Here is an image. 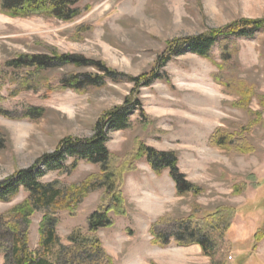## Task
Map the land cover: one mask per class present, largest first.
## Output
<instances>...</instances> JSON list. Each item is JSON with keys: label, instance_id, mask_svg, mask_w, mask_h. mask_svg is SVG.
I'll return each mask as SVG.
<instances>
[{"label": "rangeland", "instance_id": "1", "mask_svg": "<svg viewBox=\"0 0 264 264\" xmlns=\"http://www.w3.org/2000/svg\"><path fill=\"white\" fill-rule=\"evenodd\" d=\"M81 7L89 9L72 23L0 15V67L18 54L47 55L54 49L59 54L101 61L118 73L136 77L155 68L158 56L172 40L194 37L241 20H264V0H84ZM80 26L91 30L79 34ZM233 40L229 45L231 64L238 79L255 92L249 110L261 113V122L248 137L255 152L239 155L210 146L209 137L217 128L233 133L247 126L254 116L233 107L236 97L213 82L211 75L216 69L209 62L187 51L176 55L162 69L174 89L158 81L142 87L139 99L149 123L142 122L134 112L129 129L108 133L107 149L127 155L139 139L157 151L174 152L180 173L202 193L197 197L177 196L167 170L157 176L147 163L136 162L122 189L126 215L114 217L111 228L98 231L104 250L115 264H211L196 245L153 246L151 226L165 216L185 218L194 206L198 212H210L223 207L247 208L249 203L256 211L231 217L232 231L224 241L220 233L207 234L218 252L216 261L225 256L226 264H236L241 257L252 255L246 264H264V237L255 249L252 243L253 234L264 221V188L254 187L257 180L264 179V30L253 38ZM213 56L219 63L218 48L213 49ZM61 72L40 78L37 91L16 95L14 84L0 77V109L8 116L20 117L29 107L45 110L43 117L34 121L0 115V128L8 137L6 148L0 152V181L31 167L42 155H52L66 137L90 138L101 114L120 106L131 94L130 84L107 83L105 88L87 94L64 90L56 81ZM72 162L67 159L65 165ZM39 169L43 183H76L97 172L84 161H79L73 171ZM237 184L245 185L239 195L233 193ZM25 197L20 192L11 203L0 202V213ZM98 198L97 193L90 195L72 217L60 213L56 232L64 245L73 229L85 227V219L96 209ZM40 219L36 214L30 220L32 249L38 243ZM3 260L0 255V264Z\"/></svg>", "mask_w": 264, "mask_h": 264}, {"label": "trees", "instance_id": "2", "mask_svg": "<svg viewBox=\"0 0 264 264\" xmlns=\"http://www.w3.org/2000/svg\"><path fill=\"white\" fill-rule=\"evenodd\" d=\"M83 1L0 0V15L12 19L39 17L72 23L88 11V7H81ZM89 30L91 29L88 26H80L77 33H86ZM260 30H264V20H241L194 37L172 40L158 56L155 68L136 77L118 73L101 61L90 60L80 55L59 54L54 49H50L47 55L18 54L6 61L0 67V77L14 84L13 95L37 91L38 80L57 71H62L56 78L57 85L61 89L79 94L103 89L107 83L130 84L132 89L131 94L120 106L101 114L90 138L66 137L58 143L52 155L44 154L31 167L17 170L0 181L1 203H11L20 192L26 195L21 203L0 213V255L4 258L3 264H115L104 250L98 231L111 228L114 217L126 215L122 189L125 177L135 170L136 162L147 163L157 176L167 170L175 184L177 196L191 194L197 197L202 193L201 188L186 181V177L180 173L174 152L157 151L139 139L134 141L127 155L120 156L107 149L108 133L129 129L134 112H138L142 122L149 123L142 110L139 91L156 81L165 84L171 90L174 89L162 69L182 52L194 54L215 67L216 73L211 75L213 82L223 87L226 94L236 97V101L233 102L234 108L254 116V120L247 126L233 133L224 128H217L209 137L210 146L239 155L254 153L255 149L248 137L252 128L261 122V113L249 110L256 95L251 86L238 79L231 64L232 53L229 51V45L236 38H253ZM214 48L219 49V63L214 59ZM44 112L42 108L29 107L20 117H12L0 109V115L4 117L30 121L41 119ZM7 142V134L0 128V152L6 148ZM67 159L73 160L69 166L65 165ZM79 161L93 165L97 172L76 183L59 180L41 182L43 172L40 167L50 172L73 171ZM249 179L254 180V177ZM254 187L264 188V179L257 180ZM244 190V184L233 187L235 195L241 194ZM95 193L99 195L96 209L86 217L84 228H75L70 232L66 239L68 244L64 245L56 232L60 213L65 212L71 217L74 216L84 201ZM249 205L241 209L223 207L210 212H198L197 206H194L185 218L174 220L170 216L162 217L150 228L151 244L159 248H166L171 244L178 247L196 245L204 256L210 258L211 264H226L225 256L223 260L216 261L218 252L207 233H220V239L224 241L226 235L232 231L231 217L238 213L245 215L256 211L252 204ZM36 214L41 217L38 227L39 239L37 246L32 249L29 244V227L31 218ZM158 227L164 229L160 230ZM263 237L264 221L252 236L254 249ZM240 259L236 264H246L253 257L246 255L244 259Z\"/></svg>", "mask_w": 264, "mask_h": 264}]
</instances>
